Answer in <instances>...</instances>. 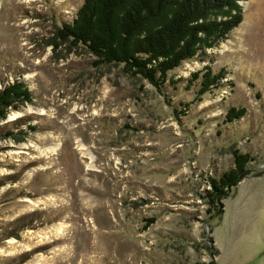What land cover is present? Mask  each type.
<instances>
[{
	"label": "rangeland",
	"instance_id": "374dc122",
	"mask_svg": "<svg viewBox=\"0 0 264 264\" xmlns=\"http://www.w3.org/2000/svg\"><path fill=\"white\" fill-rule=\"evenodd\" d=\"M82 2L0 0V91L31 94L0 122V264H264V0L160 92L57 38ZM206 65L224 87L197 97ZM233 151L253 162L214 217Z\"/></svg>",
	"mask_w": 264,
	"mask_h": 264
},
{
	"label": "trees",
	"instance_id": "16d2710c",
	"mask_svg": "<svg viewBox=\"0 0 264 264\" xmlns=\"http://www.w3.org/2000/svg\"><path fill=\"white\" fill-rule=\"evenodd\" d=\"M246 1L83 0L71 23L62 24L57 31V38L85 48L95 58V67L120 66L124 74L139 78L160 92L166 83H175L169 73L183 63L204 61L208 50L227 40L243 21L240 4ZM225 75V69L214 72L206 65L187 83L189 87L198 83L195 95L200 97L223 88ZM25 102H31V94L23 82L5 86L0 91V122ZM184 112L173 109L175 117ZM244 115V109L231 107L225 119L230 123ZM4 137L15 135L10 131ZM251 162L248 154L233 151V168L217 179H209L210 190L203 195L211 207L208 213L214 217L222 214L220 201L249 175L247 166ZM153 222L148 220L149 225ZM215 254L211 253L212 260L207 264H216Z\"/></svg>",
	"mask_w": 264,
	"mask_h": 264
},
{
	"label": "bare ground",
	"instance_id": "6f19581e",
	"mask_svg": "<svg viewBox=\"0 0 264 264\" xmlns=\"http://www.w3.org/2000/svg\"><path fill=\"white\" fill-rule=\"evenodd\" d=\"M81 146V145H80Z\"/></svg>",
	"mask_w": 264,
	"mask_h": 264
}]
</instances>
